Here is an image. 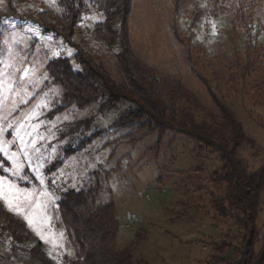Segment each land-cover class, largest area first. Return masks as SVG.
Wrapping results in <instances>:
<instances>
[{
	"label": "rangeland",
	"instance_id": "rangeland-1",
	"mask_svg": "<svg viewBox=\"0 0 264 264\" xmlns=\"http://www.w3.org/2000/svg\"><path fill=\"white\" fill-rule=\"evenodd\" d=\"M8 1L0 3V11L8 9ZM12 3L24 14L57 7V0ZM105 15L104 2L86 1L74 37L121 82L118 45H106L95 31ZM129 29L132 48L143 63L159 75L181 79L195 93L205 107L195 109L199 121L211 120L208 112L218 114L197 72L208 80L245 128L247 140L239 155L251 171L264 166V0H134ZM75 52L36 22L0 18V145L22 165L14 174L8 161L0 177L15 186L24 208L17 216L32 233L17 243L0 220V264H37L29 249L41 240L38 232L54 264H82L84 250L62 221L60 201L69 190L89 189L97 192L98 205H115L120 222L116 247L131 245L134 264L236 260L235 251L222 253L215 247L225 240L237 246L242 234L234 219L215 207L226 191L215 180L222 165L216 152L176 130L161 136L138 125L113 126L130 103L103 111L96 102L84 108L73 104L49 115L61 103L62 87L52 82L47 63L68 56L78 68ZM87 118L92 119L88 127L63 135ZM97 130L101 132L85 146L66 153ZM258 227L257 251L264 237V190Z\"/></svg>",
	"mask_w": 264,
	"mask_h": 264
},
{
	"label": "trees",
	"instance_id": "trees-1",
	"mask_svg": "<svg viewBox=\"0 0 264 264\" xmlns=\"http://www.w3.org/2000/svg\"><path fill=\"white\" fill-rule=\"evenodd\" d=\"M9 0L8 9L0 11V18L15 16L36 22L44 32L62 37L76 49L72 57L59 56L47 63L53 83L62 87V100L49 115L63 111L73 104L80 108L97 103L99 110H108L123 103H130L113 126L138 125L145 133L157 131L162 136L169 130L182 132L201 147L216 152L222 162L215 172V180L225 186L224 198L215 201L219 214L231 217L242 230L237 246L231 240L216 244L219 252L231 249L237 254L219 258L221 264H264V237L260 249L258 218L261 212V195L264 190V166L251 171L239 155L240 147L247 140L245 128L233 109L222 101L210 87L208 80L197 72L207 84L218 114L208 112L211 120L197 119L195 109L205 110L194 92L181 79L159 75L158 71L143 63L135 54L130 41L129 20L134 0H57V7L37 14L19 12ZM86 1L105 4V19L97 23V36L108 46L118 45V67L123 80L117 82L106 66L81 46L75 34L83 18ZM193 70L194 67H193ZM92 119H81L71 125L63 135H71L88 127ZM101 131L85 136L78 146L69 147L70 154L90 142ZM57 165V164H56ZM60 212L69 233L84 250L82 264H134L133 247H116L120 222L112 202L97 204L95 190H69L60 201ZM1 227L8 231L15 242L31 238L26 222L9 212L0 201ZM139 236V234H138ZM229 237V236H228ZM37 264H54L47 255L41 240L29 249Z\"/></svg>",
	"mask_w": 264,
	"mask_h": 264
},
{
	"label": "snow or ice",
	"instance_id": "snow-or-ice-1",
	"mask_svg": "<svg viewBox=\"0 0 264 264\" xmlns=\"http://www.w3.org/2000/svg\"><path fill=\"white\" fill-rule=\"evenodd\" d=\"M3 0H0V3H2ZM53 55H59L58 53H54ZM0 153L3 154L4 159L0 160V168L4 166L8 161L12 162V165L14 167V174H18L20 168L22 165L18 163L15 154H9L7 149L0 145ZM43 179H41V183L43 184ZM55 183V181H52ZM0 201H3L4 205L7 207V210L9 212H12L16 215H23L24 214V208L21 207L19 203V196L16 192L15 186L9 184L4 180L3 177H0ZM24 219L28 221L29 225H32V220L28 216H24ZM37 235L40 237L41 240H44V237L40 235L38 232Z\"/></svg>",
	"mask_w": 264,
	"mask_h": 264
}]
</instances>
